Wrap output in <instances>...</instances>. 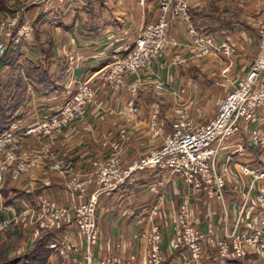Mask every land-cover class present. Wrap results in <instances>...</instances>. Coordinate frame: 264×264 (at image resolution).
I'll return each instance as SVG.
<instances>
[{"label": "built area", "instance_id": "built-area-1", "mask_svg": "<svg viewBox=\"0 0 264 264\" xmlns=\"http://www.w3.org/2000/svg\"><path fill=\"white\" fill-rule=\"evenodd\" d=\"M66 0H56L63 3ZM138 5H146L147 0H135ZM191 0H160L157 16L147 23L134 40L132 48L121 57L115 58L108 68L100 69L98 77L107 80L116 87L123 88L127 77H133L131 97L128 98L126 109L129 115L136 117L139 107L136 103L137 88L142 82L141 76L157 61L166 45L185 46L195 57L222 56L229 58L236 52L237 42L231 34H213L197 30L189 18ZM1 14V13H0ZM19 15L1 16L0 21H7L9 28L0 37V51L7 42L18 43L31 38L32 27L26 20L17 25ZM179 18L185 25L187 40L181 44L176 38L169 36L172 21ZM258 52L244 78L233 89L229 90L218 106L216 113L206 122L199 123L189 116L183 108L184 103H175L174 117L170 123L169 132L161 138L160 143L150 148L130 163L122 165L120 154L123 142L130 138L129 134L120 130L119 137L112 142L110 163L97 164V190L84 201L71 205L59 204L39 195L32 201L20 200V206L12 205L1 209L11 212L0 216V239L4 231L12 224L18 223L21 217L27 215L33 226L32 235L36 237L38 230H54L65 222L74 226L76 234L84 240V251L79 250L67 240V236H55L48 244L49 249L57 252L62 259H69L74 253H82L79 264H92L93 254L98 244L99 236L94 219L97 210L99 192L116 191L122 186L133 185L137 181V173L154 169L167 171L178 177L192 192L203 194L222 208V236L213 235L211 230L203 231L192 217V208L185 197L170 218L172 237L169 251L173 257L168 259L161 248L162 228L154 222L153 217L159 213L157 208L151 209L148 215L150 225L139 230V237L144 240L145 264H213L209 262L208 250L212 249L218 259L245 258L253 253L264 252V131L257 123V114L264 111V21L257 27ZM180 62V54L175 55ZM144 78V77H143ZM194 88V83H191ZM160 94H164L165 85L157 82ZM174 96L184 93V89L170 87ZM87 96L93 95L92 90L85 91ZM71 98V97H70ZM177 98V97H176ZM62 111L69 109V102ZM88 100V101H89ZM81 112H83L81 110ZM67 117L60 120L57 114L40 123L29 125L22 129L17 127L5 130L0 134V151L8 142H17L23 135L33 134L41 128L45 133L62 126ZM150 127L154 134L162 131V125L152 115ZM248 132V148L259 157V162L237 163L234 168L228 163L219 162V155L224 142L237 135L241 127ZM41 131V130H40ZM12 141V142H11ZM1 167L5 168L16 158L14 153L5 152ZM50 151L48 157L52 158ZM40 156L33 154L31 162L18 163L13 171L17 178L21 171H26L36 163ZM105 165V166H104ZM56 169H65L64 164L56 163ZM244 177L250 180L245 183ZM235 180L239 201L237 215L231 218L227 209L225 191L229 180ZM90 181V179H89ZM86 181L74 186V189L84 190ZM143 217L135 222L142 223ZM210 248V249H209ZM108 264V262H101Z\"/></svg>", "mask_w": 264, "mask_h": 264}, {"label": "rangeland", "instance_id": "rangeland-1", "mask_svg": "<svg viewBox=\"0 0 264 264\" xmlns=\"http://www.w3.org/2000/svg\"><path fill=\"white\" fill-rule=\"evenodd\" d=\"M46 1L47 0H4V10L0 12L5 13L6 17L10 15L12 16L13 14H18L19 18L17 25L26 20V22L30 23L32 27L30 39L20 40L16 44L9 41L6 43L5 48L0 51V84L4 85L7 82L10 68L6 63L5 58L10 54L17 58L18 62L30 60L42 65V67L46 69L52 82L47 88L41 89V87H35L29 79H25L27 90L24 99V106L17 112L19 116L18 119L14 120V123L10 124L5 130L13 127L22 129L29 125L45 121L48 118H52L55 114L59 116L60 120L64 119L65 117L67 118L65 119L66 122H64L62 126L53 128L48 133L44 132V130L46 131V128H41L38 131H35L33 134L23 135V137H21V139L17 142L7 143L5 148L0 151V189L10 190L9 182L14 181L18 184L20 182V191H30L29 189L31 186L29 185L28 180L30 177L34 178L33 175L36 170L39 173H37V182L48 184L50 187L57 185L61 189H64L69 197L67 205H71L73 203L77 204L78 202L86 200L94 190L98 189L96 183L97 164L102 163L103 166V164L107 162L110 163L112 142H115V138L119 137L120 130L123 129L124 132L130 136L129 130L125 124L126 121H129V118L124 116L128 115L133 121H136L138 117V114L136 117L129 115L126 109V103L128 98L131 97V88L134 84L133 77H127L126 85L123 88H119L107 80L104 81L100 79L98 77V71L103 68L107 69V66H109L111 61L117 57H121L124 53L129 51L132 48L137 35L150 21L145 22L139 30H133L131 27L132 25L130 16L124 10L120 0H88L86 4L81 3L80 6L75 4V7L71 3L72 0H66L63 3H58L56 0H52V4H59L56 9L59 11L58 13L60 16L57 15L54 17V15H49L48 9L43 11L39 9V12H37L36 15L28 12L26 13V10L34 6L36 2H38V5L41 6ZM159 1L160 0H152V3L148 6H140L135 1L139 7L145 9V21L149 19L150 12L153 7L156 8L157 11ZM193 3H198L199 7H201L202 11L204 12L205 10L213 12L215 21L216 19L220 22L233 21L235 24L238 22L247 21V24H252L251 29L254 32V36L256 33V41H258L257 27L261 24V22L264 21V0H191L190 5ZM190 5L188 10L189 18L191 20V24L195 27L190 15ZM61 11H68L70 14L65 13L66 16H62L63 14ZM200 22L201 21H199V23ZM93 27L97 30V39L99 37L102 38L101 44L107 46L109 45L108 43L110 40H113L114 42L116 41L115 43H117V46L115 47V52L110 56H106V54H108L106 52V48L108 47H105V50L100 51L99 53L101 54H99L96 46L92 45L93 42H90L86 39L89 36L93 37V35L90 33V30ZM8 28L9 24L6 20L3 22L0 21V37H3L5 30ZM72 31H75L76 34L74 32L72 34ZM70 38L73 40L77 38L80 39V44L83 45V47L71 49L69 43ZM167 46L168 45L165 46L161 54L158 56L157 61L154 62L147 71L146 76H141V81L143 83L147 81V83H139L140 85L137 88L138 92L136 95V103L137 98H141V96H143V98H150L152 100V104L154 103V106H156L155 104H158L159 107H161L162 113L158 112L156 109H154L152 113H148L149 122L152 118V115H155V119L159 123L160 115L167 124L168 131L165 133H162L161 131L159 134H154V129L150 127L149 123L152 134L159 135V139L157 141L158 143H160L163 135L169 132L170 123L174 117V111L176 109L175 103H184V111L189 116L193 117L195 121L199 123L208 121L216 113L218 106L224 96L222 95L219 97L217 95V91H215L212 92L211 96L201 99L200 92L198 90L196 91V85L200 86L204 83L205 86H203V88L205 89V87H209V85L213 82H217L225 84L228 88V91L233 89V87L247 74L258 52L257 47L254 58L242 76L230 79L227 77L232 74L231 71L228 72L231 63L228 62L224 65L222 60H218V57L213 55L194 57L190 53V50L187 49L188 53L184 58L181 55L182 50H180L179 46L170 45L173 53L168 55L165 59L163 58L164 60H161ZM236 52L230 55L229 59L235 56ZM177 53L180 54V57H182L180 62L185 63L183 69L185 70V73H187L188 76H195V74L197 76V83H194V88L191 87L192 82L189 81L182 82L183 84L181 83V85L178 82H172L168 77L164 76V73L161 71L162 68H165V70H170L171 68H175L176 66L180 65V62L175 60V55ZM34 55H37L39 58L36 56L35 58ZM212 57H214L216 60L214 61L216 62L214 64L210 60ZM97 58L104 60L102 62H98L97 64ZM87 60H90V64L96 63L98 70L95 69L93 71L90 69L91 71H89L85 69L84 72L86 74L84 72L82 73L83 69L86 67L85 63ZM231 60L233 59L231 58ZM156 67H159L160 72H157L156 76L151 78L150 74ZM76 70H79V72L76 73ZM208 70H210L209 73ZM238 71L239 68L235 69L233 73L237 75ZM218 72L221 73V77L217 78V81L213 80L214 77H217L215 74ZM158 81H162V83L165 85L166 89L164 94H160L159 88H156ZM51 86L55 87L56 89L54 88L55 90L49 92ZM170 87H174L176 89H186L188 94L187 96L183 97V94L185 93L184 91V93L181 95L178 96L177 94V96H174V94L168 91ZM89 89L93 91V95L90 97V100L89 96H87L85 92ZM139 91H142L141 94ZM126 92L128 94L127 96ZM69 99H71L69 101L71 102L69 103V109L62 111V109L67 106L66 103ZM81 110L83 112H81ZM112 110L114 112H112ZM102 113L106 115L111 114V116L115 117V119L113 121H104L106 124H108L106 126H109L111 129L102 134L100 139H97V136L94 137V135H96L94 133H96L97 130L92 127L94 124L93 122H97V118L95 117ZM81 122H88L89 126L80 129L77 128ZM245 130L247 131V129ZM67 132H69L68 134L71 132V136L68 137L67 145H61V136ZM129 140L130 138L123 142L122 145L123 149L120 154L122 165L130 163L136 158H132L131 160H128V158L125 160L123 159V155L127 153L125 148ZM97 145L100 148V154L98 155ZM78 148L85 151L86 149L90 150L86 155L82 156L80 161L74 159V156L77 155L76 152ZM150 148L151 147H149V149ZM50 151L53 152L52 158L48 157ZM5 152H8L9 154L14 153L16 158L11 161L8 166L2 168L1 162L5 159ZM33 154L40 157L37 159L32 168H29L26 171H21L17 178H13L12 170L17 167L18 163L26 162V164H29L31 162L30 159H33ZM141 154L142 152L137 157H139ZM128 156L130 157L131 154ZM57 162L64 164L66 170L54 168V165ZM40 172L42 173L40 174ZM139 173H137V176ZM84 181H86V184L83 188L84 190L74 189V186L81 184ZM35 189L36 188L32 187L31 191H36ZM113 192L115 191L99 192V196ZM34 197L32 196L31 199H34ZM94 219L97 224V213L95 214ZM27 222L29 223L28 220ZM65 224H69L74 228L71 223L65 222L54 230H63ZM12 225L8 229H10ZM97 229L99 240L96 247L93 248L94 260L92 264H101L102 261L108 262V264H120L119 259L111 252H108L103 256L95 254L96 249H100V231L98 224ZM63 234L67 236V233ZM133 236H135V238L142 239L139 237V230L134 232ZM67 240L73 246H77L80 252L84 251L86 246L83 239L78 237V243H80V245L71 242L68 239V236ZM19 242L20 239L14 242V245L17 244L14 246V248L16 247L15 251H13L14 253L11 252L7 254L6 250L4 251V249L0 247V257L10 258L31 248V245H29L27 249H24V251H19V248H23ZM80 252L75 254L73 253L69 259H62V257H60L57 252L51 250L49 257L54 253L60 258V264L66 261L79 264L82 260V253Z\"/></svg>", "mask_w": 264, "mask_h": 264}, {"label": "crops", "instance_id": "crops-1", "mask_svg": "<svg viewBox=\"0 0 264 264\" xmlns=\"http://www.w3.org/2000/svg\"><path fill=\"white\" fill-rule=\"evenodd\" d=\"M51 1V3H50ZM88 0H72V5L77 4L80 6L81 3H87ZM123 5L124 10L129 14L131 27L133 30H139L145 22H151L156 19L157 11L156 8H152L150 12V17L147 21H145V9L139 7L135 1L133 0H120ZM50 3V4H49ZM152 0H147L146 6L150 5ZM261 3V2H260ZM59 4H52V0H47L41 6L38 5V2L35 3L30 9L26 10V13L35 14L40 10L48 9L49 15H57L60 16L58 13L59 11L56 9ZM223 6V5H222ZM70 7V5H69ZM147 8V7H146ZM202 8L199 7L198 3H193L190 5V15L192 20L195 24L196 29L200 30L201 32L205 33H213V34H231L237 42V52L236 55L227 58L222 56L218 58V60H222L224 65L228 62L231 63V66L228 70L232 72L227 78L233 79L238 78V76H242L249 64L251 63L252 59L255 56V52L257 49V41H256V33L254 36V32L252 31L251 27L252 24H247L246 22H220L216 19L213 12L209 11H202ZM62 12V11H61ZM70 14V12H62V16H66V14ZM149 13V12H148ZM56 14V15H55ZM6 15L5 13H1L0 17ZM199 21H201L199 23ZM215 23V24H214ZM249 23V22H248ZM80 27V26H77ZM76 34L75 31H72ZM90 33L93 35L86 38L88 41H92L93 44L97 48L98 53L100 51L105 50L108 54L106 56H110L115 51V47L117 43L113 40H110L108 43L109 45H104L102 43V38L99 37L97 39V30L96 28H92ZM169 36L172 38H176L178 41L183 44L187 40V35L185 31L184 24L180 21L179 18H176L172 21L171 26L169 28ZM74 34V35H75ZM83 40V39H81ZM133 41V39H132ZM70 48L71 49H78L83 47L80 44V39L73 40L70 38L69 40ZM255 48V49H254ZM69 50V48H68ZM180 50H182V56L185 58V55L188 53L187 48L183 45L180 46ZM105 53V52H104ZM173 53L170 44L166 47L163 57L161 60H164L168 55ZM101 54V53H99ZM98 54V55H99ZM105 55V54H104ZM32 56V55H31ZM39 58L37 55L34 57ZM33 57V56H32ZM35 57V58H36ZM164 58V59H163ZM104 59L97 58L98 62H102ZM210 60L214 63L215 58L212 57ZM210 61V62H211ZM90 60L85 63V68L83 69L82 73L85 69L93 71L95 69L98 70L96 63L90 64ZM194 65V64H193ZM88 66V68H87ZM185 63L180 62V65L176 66L175 68H171L170 70L162 68L163 75L168 77L169 80L175 83L182 82H192L195 83L197 76H188L185 73L184 69ZM236 67V68H235ZM239 68L238 74L235 75L233 71ZM78 73L79 70H76ZM153 71V70H152ZM169 71V72H168ZM184 71V72H183ZM220 71V70H219ZM159 73V67H156L154 71L150 74L151 78L156 76V73ZM210 70H208V73ZM85 73V72H84ZM86 74V73H85ZM217 77H214L213 80H218L217 78L221 77V73L218 72ZM197 83V82H196ZM183 84V83H182ZM186 84V83H185ZM188 84V83H187ZM189 86V85H188ZM205 84L196 85V91L198 90L201 94V99H204L207 96H211L212 92L217 91V95L225 96L228 92V88L225 84L213 82L209 85V87L203 88ZM186 88V87H185ZM210 91V92H209ZM142 92V91H141ZM139 91V93L141 94ZM188 92L185 89V93L183 97L187 96ZM215 94V93H214ZM126 92V96H127ZM123 98V97H122ZM111 100V99H110ZM137 104L139 107L138 117L136 121L130 119L128 115L124 117H128L129 121H126V127L130 133V140L126 146L127 153L123 155V159L131 160L132 158L137 157L141 152L145 153L148 151L149 147H155L159 143L157 142L159 139V135H153L151 128L149 127V116L148 113H152L154 109L158 112L162 113L161 107L158 104H152V100L149 98H137ZM112 112H114L112 110ZM111 112V113H112ZM97 122H93V127L97 130L96 135L97 139H100V136L104 134L106 131H109L111 128L106 126L104 121L106 120H114L115 117L106 114L97 115ZM104 119V120H103ZM117 119V118H116ZM257 123L261 130L264 131V111L257 114ZM159 124L162 125V133L168 131L167 124L165 123L163 117L159 115ZM89 126L88 122H81L77 128H85ZM69 132L65 133L61 136V145H67L68 137L71 136L68 134ZM96 140V139H95ZM90 149V148H89ZM90 150H82L80 148L77 149L76 156L74 159L80 161L82 156L86 155ZM95 151V150H94ZM100 154V148L97 145V155ZM131 154L129 157L128 155ZM135 154V155H132ZM259 162L258 155L251 151L248 148V132L245 130V126L242 125L240 132L235 135L233 138L228 139L223 144V148L219 155V162L223 163L226 162L232 168L235 167L237 163L242 162ZM36 173V174H35ZM37 173L38 171L35 170L34 178L28 180L29 185L31 188L30 191H27L31 194V197L43 195L51 200L57 201L61 204H67L69 200L68 194L64 189H61L59 186H49L48 184L38 183L37 182ZM42 172H40L41 174ZM39 174V173H38ZM32 176V177H33ZM137 181L133 185H126L122 186L118 190L110 194H103L98 198V205H97V224L99 226L100 231V249H96V255H106L108 252H111L115 257L119 259L120 264H145L144 262V240L138 239L133 236V233L142 229L146 228L150 225L148 221V215L151 209L157 208L159 213L153 217L154 222L160 224L162 228V241H161V248L164 255L170 259L172 254L169 251V242L172 237L171 225H170V217L175 212L176 208L182 202L183 198H187L191 208H192V217L198 222L199 228L203 231H207L208 229L211 230L213 235L220 238L222 236V208L216 202L207 199L203 194L198 192H192L189 188L176 176L171 175L167 171H159V170H146L140 172L137 176ZM40 178V177H39ZM244 182L247 183L250 179L248 177H244ZM18 182V181H17ZM23 183V182H21ZM25 183V181H24ZM10 186L15 189H20L21 184L19 182L15 183L14 181L9 182ZM36 184V185H35ZM35 185V186H34ZM237 183L235 180H229L228 186L225 191L226 194V204L227 209L231 218H234L237 215L238 210V189ZM36 188V191H31V189ZM7 193L9 196L12 195V191H8ZM35 196V197H36ZM34 197V198H35ZM8 197L5 198L3 195V189H0V206L3 208L7 206L17 205L20 206L19 202L22 199H15L12 203L7 204L6 201ZM30 199L28 201H32ZM11 212H7L5 209L0 210V216L10 215ZM138 217H143L142 223L137 224L135 220ZM28 216L25 215L21 217L18 223H14L12 227L6 230L0 242V247L6 250V253H14L15 251L14 242L20 239L19 244L22 245L23 248H19V251H24L27 249L29 245L33 242L36 238L32 235L33 227L27 222ZM63 233H67L68 239L73 242L74 244L78 243V237L76 234L75 229L69 225L65 224L63 230L56 231L55 236L65 235ZM22 249V250H21ZM210 249V248H209ZM17 250V251H18ZM109 250V251H108ZM208 261L213 264H235L230 259L222 260L218 259L214 255V251L212 249L208 250ZM247 264H264V252L263 253H253L249 256L245 257ZM59 257L56 254H51L48 258L46 264H60ZM61 264H74L71 261L62 262Z\"/></svg>", "mask_w": 264, "mask_h": 264}, {"label": "trees", "instance_id": "trees-1", "mask_svg": "<svg viewBox=\"0 0 264 264\" xmlns=\"http://www.w3.org/2000/svg\"><path fill=\"white\" fill-rule=\"evenodd\" d=\"M3 7L4 0H0V12L4 10ZM5 59L10 69L7 82L4 85L0 84V134L19 117L17 112L24 106L27 90L25 79H29L35 87H41V89L47 88L52 83L46 69L37 62L30 60L18 62L12 54ZM54 88L51 86L49 92L56 89ZM7 190L3 189V195L5 198L8 197L7 204L12 203L17 198L31 199V194L28 192L10 187L12 195L9 196ZM55 233L56 230L38 231L30 249L10 258L0 257V264H46L51 253L48 244L55 238ZM230 260L235 264H247L246 258H232Z\"/></svg>", "mask_w": 264, "mask_h": 264}]
</instances>
